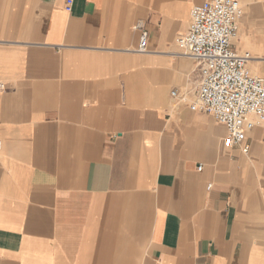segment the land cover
<instances>
[{
	"label": "crops",
	"instance_id": "1",
	"mask_svg": "<svg viewBox=\"0 0 264 264\" xmlns=\"http://www.w3.org/2000/svg\"><path fill=\"white\" fill-rule=\"evenodd\" d=\"M203 1L0 0V264H264V122L244 153L191 109ZM239 1L264 77V0Z\"/></svg>",
	"mask_w": 264,
	"mask_h": 264
},
{
	"label": "built area",
	"instance_id": "2",
	"mask_svg": "<svg viewBox=\"0 0 264 264\" xmlns=\"http://www.w3.org/2000/svg\"><path fill=\"white\" fill-rule=\"evenodd\" d=\"M71 5L72 0H67L68 9ZM243 15L239 0H205L192 7L188 30L176 43L183 54L194 59L200 72L191 109L211 114L225 127L228 143L247 153V132L264 122V77L249 71L250 53L241 54L234 48ZM138 28L137 50L146 52L148 32L142 25ZM4 88L0 82V90Z\"/></svg>",
	"mask_w": 264,
	"mask_h": 264
}]
</instances>
